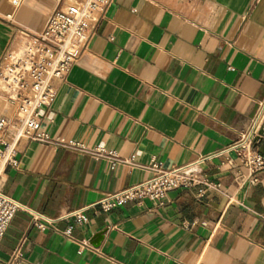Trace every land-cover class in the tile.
<instances>
[{"label":"crops","instance_id":"1","mask_svg":"<svg viewBox=\"0 0 264 264\" xmlns=\"http://www.w3.org/2000/svg\"><path fill=\"white\" fill-rule=\"evenodd\" d=\"M60 4L26 0L15 11L0 0V60ZM54 86L40 129L52 142L21 140L18 166L0 179L22 206L0 264H264V171L248 183L234 155L233 165L203 167L212 188L108 213L96 206L148 179L154 164L174 169L231 146L264 111V0H113ZM255 148L264 155V137ZM80 210L86 222L69 216Z\"/></svg>","mask_w":264,"mask_h":264},{"label":"built area","instance_id":"2","mask_svg":"<svg viewBox=\"0 0 264 264\" xmlns=\"http://www.w3.org/2000/svg\"><path fill=\"white\" fill-rule=\"evenodd\" d=\"M26 0H10L14 10ZM113 0H61L60 6L49 16L45 28L36 35H27L20 51L8 50L0 60V179L8 166H18L17 145L29 141L52 142L40 132L42 112L49 109L56 97L54 83L63 81L90 43ZM12 18V15L8 16ZM264 125V111L260 113L231 146L216 153L202 156L190 165L165 169L154 164L145 181L126 189L104 195L97 203L108 213L133 201L151 200L163 204L171 191L198 186L214 187L203 167L220 159L222 165L238 164L248 172L247 181L259 183L264 171V155L255 148ZM66 148L91 153L97 158L113 162L115 153L103 149L89 150L78 143L59 142ZM235 156V160L232 158ZM22 206L0 191V243ZM86 222L84 210L69 215ZM42 227V226H41ZM70 229L63 234L69 237ZM18 256V255H17ZM15 257V261L17 260Z\"/></svg>","mask_w":264,"mask_h":264},{"label":"water","instance_id":"3","mask_svg":"<svg viewBox=\"0 0 264 264\" xmlns=\"http://www.w3.org/2000/svg\"><path fill=\"white\" fill-rule=\"evenodd\" d=\"M264 137V125H263V127H262V129H261V131H260V133H259V137H258V139L256 140V142H258V141H261V139Z\"/></svg>","mask_w":264,"mask_h":264}]
</instances>
